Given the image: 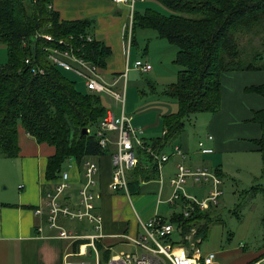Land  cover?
Returning a JSON list of instances; mask_svg holds the SVG:
<instances>
[{
    "label": "trees",
    "instance_id": "1",
    "mask_svg": "<svg viewBox=\"0 0 264 264\" xmlns=\"http://www.w3.org/2000/svg\"><path fill=\"white\" fill-rule=\"evenodd\" d=\"M157 1L170 14L163 15L153 9L140 14L135 9L131 36L133 39L136 29L155 31L176 49L173 64L180 68L175 81L161 93L176 101L178 111L162 118L165 134L153 142L151 147L155 152L175 140L191 116L219 111L224 75L264 72V36L261 48L251 53L249 59L242 58L244 51L238 40L240 35L264 32V0ZM52 2L0 0V44L7 53V62L0 65V157L18 155L20 126L37 143L53 147L54 154L47 160L44 178L54 183L67 160H73L79 167L85 158L109 154L100 148L96 138L107 108L100 95L79 91L76 83L65 76L67 72L52 66L45 49L53 44L36 40L35 36L47 35L70 43L79 55L101 70L106 67L111 49L92 35L94 20L61 21L52 9ZM86 37L92 40L87 41ZM37 68L44 73L35 75L33 70ZM244 93L264 98V84L247 87ZM249 122L258 125L261 132L253 144L261 154L264 178V110L254 112ZM84 129L89 133L82 134ZM138 156L139 164L128 179L129 194L136 193L140 180H150V173L156 170L149 155L140 151ZM143 158L153 166L151 171L141 167ZM209 209L201 212L195 206L188 218L181 211L168 222L182 228L185 235L200 226L195 236L199 238L207 230L208 225L199 224L209 222ZM102 252L105 263L108 253ZM263 257L264 249L258 260Z\"/></svg>",
    "mask_w": 264,
    "mask_h": 264
},
{
    "label": "crops",
    "instance_id": "2",
    "mask_svg": "<svg viewBox=\"0 0 264 264\" xmlns=\"http://www.w3.org/2000/svg\"><path fill=\"white\" fill-rule=\"evenodd\" d=\"M147 1L156 2L159 5L157 0L138 1L137 3L140 5L137 8L138 13L144 14L146 9H152V3L147 5ZM52 9L59 14L61 21L94 20L95 26L92 35L97 41L103 42L111 49V56L106 60V67L102 70V74L107 83L119 77L120 79L112 89L120 96L123 95L122 104L112 96L105 95L121 107V112L117 116L112 109H107V111L116 117L122 114L128 116L125 108V92L127 84H129L127 81L128 73L132 70L136 71L129 66H131L130 62L132 60V46H137L134 38H131L132 44L131 42L128 44L125 35L127 34L128 37L130 30L132 33L128 9L113 3L112 0H53ZM174 51H176L175 48ZM137 61L142 60L136 58L134 62ZM145 62L150 64L149 61ZM159 66L161 69L167 70L166 67ZM127 67L129 69L125 79L123 76ZM108 77L109 81H107ZM171 77L175 80L176 74ZM172 79L170 78L169 81ZM171 83L173 82L169 84ZM261 84H264V72H235L222 77L220 109L217 113L211 114V117L202 118L206 122L207 132L203 135L202 140H197L198 143L195 142L197 147L201 142L205 149L212 151L210 154L203 155L198 147L201 158L197 160L201 159L202 164L206 166L204 168L194 166L191 159V164L188 166L185 167L181 164L185 161L186 156L192 158L193 154L188 132L185 129L175 140L169 142L164 149L159 151L161 154L168 155L163 151L170 148V151L172 149L173 152L172 155H168L169 161L166 165L164 164L165 166L163 165L160 176L156 170L150 173L152 178L150 180H140L137 192L130 193L128 196L124 193H111L107 189L112 177L110 152L107 156L93 157L100 167L98 190L101 192V199L97 201L96 206L102 216V231L106 236L98 247L100 254L102 250V253H108L107 261H110L111 256L115 254L113 253L115 248L123 246L132 248L131 251L134 250L126 237L130 239L137 237L142 232L141 223L148 222L156 214L165 221H169L172 217L166 218L157 213L159 206L162 205L160 197L165 190V183L162 184V181H160L162 173L164 177H169L168 188L171 195L170 181L177 174L178 166H184L189 171H193L195 168L208 171V166H213L216 169L214 168L213 173L208 171L209 174L222 181L220 167H223L224 154L229 152L238 154L259 153L253 141L260 138L261 132L259 126L250 123L249 120L254 112L264 110V98L254 94H246L244 90L247 87ZM149 85L151 91H153L152 93H156L151 82ZM177 111L178 105L176 102L173 104L165 103L153 121L148 125L146 124V127L140 128L143 132L142 138L147 146H152L153 142L162 138L165 129L162 118L175 114ZM132 121L133 119L131 120V126ZM144 132L146 133L145 137ZM148 132L152 134L147 135ZM112 137L114 138V135ZM17 143L18 155L15 158L0 157V264H64L66 261L65 256L77 251V247L75 248L76 242L61 240L56 237L57 231L50 229L47 225L48 211L44 208L45 193L51 190L56 183L46 182L44 178L47 160L54 154V149L47 144L37 143L20 126L17 129ZM175 149L180 150L181 155H178ZM140 151L139 149L137 153ZM140 155L141 157L144 156L142 152ZM144 159H142L144 163H140L141 167L151 171L153 166L149 165ZM173 159H175L174 163L171 162ZM78 170V167H76L75 170L70 172L72 192H75L78 187L76 181ZM63 171L64 169L60 173ZM130 172L127 179L130 177ZM191 183L192 189L188 192L189 194L186 193L194 198L195 196L192 195L198 188L206 184L207 188L210 189L209 185L210 187L212 185L211 181L203 184H196L193 181ZM208 191L202 200L206 198ZM37 209H42L43 215L37 216L35 214ZM68 222L76 221L66 222V220L61 219L59 223L62 228L71 233L86 235L91 231V225L87 222H80L83 225L75 226L68 225ZM118 251L117 253L125 252V250ZM262 252L263 250L241 262L227 258H221L217 262L218 264H253L258 261ZM103 258L101 255L102 264H106V262H103ZM69 260L73 259L69 258ZM78 260L95 264L93 259L88 257L79 258Z\"/></svg>",
    "mask_w": 264,
    "mask_h": 264
},
{
    "label": "built area",
    "instance_id": "3",
    "mask_svg": "<svg viewBox=\"0 0 264 264\" xmlns=\"http://www.w3.org/2000/svg\"><path fill=\"white\" fill-rule=\"evenodd\" d=\"M117 5H122L128 9L130 27L133 25V16L138 1L146 0H112ZM132 33L129 32L127 43L131 42ZM36 40H46L53 44L46 48L47 61L57 69L73 74L84 85L86 90L97 95H110L115 100L123 103V95L120 96L113 91L119 77L112 82L107 83L102 70L97 65L92 64L81 55L78 49H75L70 43L63 40H54L47 35L35 36ZM91 41V37H86ZM29 59L26 60V63ZM128 67L125 70L123 78L126 79ZM134 69L140 73H147L151 66L146 62L137 61L134 63ZM34 74H43L44 70L34 69ZM131 117L120 115L114 116L107 111L102 119L99 129L96 132V138L101 149L110 152L112 164V177L108 185V191L111 193H124L129 195L127 175L139 164L138 153L140 149L149 155L156 164V171L159 176L164 164L169 161V156L155 152L151 146L144 142L143 132L140 129H134L131 126ZM89 133V130H87ZM165 132L163 133V135ZM114 135V138L112 137ZM211 139V137H209ZM201 154H210L212 151L205 149L203 144H198ZM178 155L181 151L175 149ZM94 159L93 157H88ZM85 158L81 161L77 172V189L72 192V178L70 172L76 169L73 160H67L68 169L60 173L57 182L53 188L45 193L44 208L47 213V225L50 229L56 230V237L61 240L71 241L77 244V251L71 255L65 256L64 264H88L79 261V258L88 257L93 259L95 264H102L99 245L105 239L103 234V219L98 212L96 203L101 199V192L98 190L100 167L97 161ZM177 174L170 181L172 188L171 195L166 201L171 207H180L185 218L190 216V211L195 206L201 212L208 210L216 205L217 199L221 195L218 186L221 181L209 174L205 169H196L189 171L184 166H178ZM191 179L196 184L212 182L208 194L204 200H197L189 196L185 191V183ZM160 181L162 178L160 177ZM37 216L43 215L42 209L35 211ZM87 222L91 225L90 233L79 235L71 233L60 225V220ZM142 232L137 237L130 239L126 237L134 248L131 252H120L111 256L106 264H218L215 253L202 254L199 245L201 240L192 241V237L183 236L182 230L168 221H165L157 214L146 223H141ZM177 234L179 239L174 241L172 236ZM196 231L192 230V236ZM72 258L73 260H69ZM253 264H264V257Z\"/></svg>",
    "mask_w": 264,
    "mask_h": 264
},
{
    "label": "rangeland",
    "instance_id": "4",
    "mask_svg": "<svg viewBox=\"0 0 264 264\" xmlns=\"http://www.w3.org/2000/svg\"><path fill=\"white\" fill-rule=\"evenodd\" d=\"M150 3L152 2L147 1V5ZM139 6V3H137L136 10ZM152 9L157 10L163 15L170 14L168 9L160 4L158 5L156 2L152 3ZM130 29H132V26ZM263 36L264 32L262 30L258 34L249 33L239 36V45L244 51L242 58L249 59L248 56L251 53L261 48ZM133 38L137 46H132V60L130 62L131 66L129 67L131 69L134 68V61L137 58L143 62L149 61L150 64L146 63L152 68V71L146 74L132 70L128 73L127 77L129 84H127L125 92L126 115H131L133 128L140 129L146 127L148 123L153 121L165 103L173 104L176 102L171 98L162 96L161 93L167 84L175 81L171 76H175L177 70L180 68L173 64L176 56V51H174L173 46L166 40L160 39L155 31L136 29ZM6 62V49L4 45L0 44V65ZM159 65L166 67L167 70L161 69ZM64 74L68 79L76 83L79 91H86L83 83L76 76L70 73ZM170 78L173 81H169ZM107 81H109V77ZM150 82L156 93H152L153 91L149 87ZM100 96L107 109H112L116 116L120 114L121 107L118 103L105 95ZM209 117H211V114H196L184 123V129L188 132L190 139L191 152L193 151L192 158L186 156L185 161L181 163L185 167L191 164V160L194 166L206 167L202 164L201 159L199 161L197 160L201 158V154L198 152L197 140H202L203 135L207 132L206 122L202 118L207 119ZM151 134L149 132L147 133V135ZM145 136L146 133L144 132ZM163 152L168 155L173 154L170 148H166ZM135 153L137 155V149ZM260 157V153L238 154L229 152L224 154L223 167H220L222 170V177H220L222 181L218 186L221 195L217 199L216 205L209 209V222L202 221L199 224L202 226L205 224L208 225L206 232L199 238H195L197 229L200 226L192 228L186 235L181 228L183 236L192 237V241L201 240L199 248L202 254L215 253L218 262L221 258L231 259L236 262L245 261L250 256L259 254L264 249V178L261 176L262 161ZM89 160L97 161L96 159ZM171 162L174 163L175 159ZM214 168L213 166H208L207 169L213 173ZM62 169L66 171L68 169V163H65ZM196 169L198 168L193 169V171ZM161 175L162 184L165 183V190L160 197L162 205L159 206L157 213L166 218H170L173 213H181V208L175 207V209L166 203L170 195V189L168 188L169 177H164L163 173ZM191 181V179H188L184 186L187 193L192 189ZM207 190L209 189L205 184L201 188H198L192 196H195L198 200H202ZM67 224L71 226L83 225L80 222H68ZM192 230L196 231L195 236L190 235ZM172 239L176 241L179 239V236L174 234ZM118 250L130 252L132 248L123 246L115 248L113 250L114 255L118 254Z\"/></svg>",
    "mask_w": 264,
    "mask_h": 264
},
{
    "label": "water",
    "instance_id": "5",
    "mask_svg": "<svg viewBox=\"0 0 264 264\" xmlns=\"http://www.w3.org/2000/svg\"><path fill=\"white\" fill-rule=\"evenodd\" d=\"M82 134H88L87 130L84 129V130L82 131Z\"/></svg>",
    "mask_w": 264,
    "mask_h": 264
}]
</instances>
